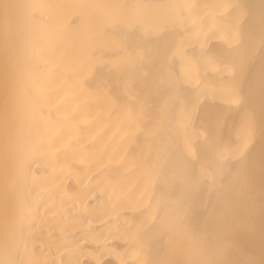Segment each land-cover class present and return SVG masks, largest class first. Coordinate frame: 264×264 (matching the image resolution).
<instances>
[{
	"label": "bare ground",
	"instance_id": "1",
	"mask_svg": "<svg viewBox=\"0 0 264 264\" xmlns=\"http://www.w3.org/2000/svg\"><path fill=\"white\" fill-rule=\"evenodd\" d=\"M21 4L82 3L99 0H19ZM150 4H164L170 0H140ZM182 2V0H181ZM195 3H216L220 0H189ZM252 6L257 21L260 0H243ZM20 18L29 15L28 9H19ZM37 15L46 24L22 28L19 33L18 52L10 59L3 45L4 21L0 19V130L5 127L19 129L20 152L35 148L46 151L49 160L36 158L31 162V175L44 176L47 182L27 183L21 175L15 189L6 190L4 172L8 157L0 152V236L3 235L10 207L18 200L22 213L26 203H39L46 222L40 225L28 242V253L23 257L40 261L79 260L80 264H119L130 258L129 246L122 230L117 228L118 218L137 216L134 204L116 206L120 188L131 186L128 175L129 161L137 159L144 148V137L133 133L127 111L116 106L127 104L131 110L143 103L146 115L142 125L152 128L162 118L159 105L165 94L153 79L137 78L132 65L124 66L112 51L105 48L108 57L121 63L119 71L104 67L102 72L82 54L101 46V40L92 26L95 10L63 8L42 9ZM194 17H206L201 33L184 40V55L170 60L171 70L179 74L177 88L182 96L195 102L192 110L194 123L219 121L223 143L235 139L232 126L238 119L228 107L229 74L223 71L221 57L227 55L228 36L217 31L207 17H215V9H194ZM180 30H169L152 38L156 49H171L181 39ZM254 39L257 51L248 59L241 51L231 55L245 61L248 71L243 90L249 97L254 112L256 139L251 153V165L246 176L238 175L239 164L229 162L227 174L220 187L210 189L207 183L192 191L189 211L184 219L187 234L202 244L209 256L221 254L230 260L264 259V171H262V145L260 127L264 122L261 80L264 61L259 51V26ZM139 43L138 33L128 37L129 48ZM37 65L44 72L41 86L44 90L43 106L35 113L29 111L21 94L12 95L17 78L21 88L27 83L29 70ZM145 68L151 72L150 58ZM134 82L135 96L125 95V83ZM97 88L101 91L97 92ZM102 93V94H101ZM18 111L19 120H9L10 112ZM179 108L164 119L165 133L172 129L177 144L182 136L175 124ZM50 142V143H49ZM161 143V139H157ZM231 242L233 247L225 248ZM186 243V242H185ZM176 260L190 257L184 248L169 250L161 243L153 245L151 255L163 258L165 254Z\"/></svg>",
	"mask_w": 264,
	"mask_h": 264
},
{
	"label": "snow or ice",
	"instance_id": "2",
	"mask_svg": "<svg viewBox=\"0 0 264 264\" xmlns=\"http://www.w3.org/2000/svg\"><path fill=\"white\" fill-rule=\"evenodd\" d=\"M260 14L254 15L252 6L243 0H220L216 3H195L189 0H170L164 4H150L140 0H99V2L82 3H44L35 2L21 4L19 0H0V19L4 21L3 45L10 59L15 60L18 52L19 33L22 28H33L46 24L43 17L37 15L42 9L78 8L95 10L99 15L92 19L95 33L101 40V46L82 55L87 57L101 72L104 67L119 71L121 63L110 58L105 53L109 49L123 62L124 66L132 65L137 70V78L152 77L155 87L159 88L165 98L159 105L158 113L161 120L152 128L142 125L146 115L143 103L136 97L137 104L131 110L127 104L116 106L127 111L132 124L130 131H143L137 135V140L143 135L144 148L139 158L129 161L128 175L134 179L131 186L120 188L116 206L134 204L138 215L118 218L117 228L122 230L128 243L130 258H122L119 264H264L252 259L230 260L221 258V254L209 256L202 244L193 241L187 234L184 219L189 211V197L192 191L202 183H207L210 189L220 187L227 174L229 162L235 160L239 164L238 175L246 176L251 165V153L256 139V123L254 112L249 107V97L244 92L242 84L248 71V65L231 55L241 51L251 59L257 51L254 31L259 26V51L264 61V0L259 3ZM28 9L29 15L20 18L16 15L19 9ZM215 9V17L211 19L217 31L228 36L227 55L221 57L222 69L229 74L231 87L228 90V107L238 119L232 126L235 139L223 143L220 138L221 125L215 123H194L192 110L195 102L181 95L177 88L179 74L171 70L170 60L184 55V40L199 35L206 17H194V9ZM180 30L177 34L181 39L171 49H156L152 38L165 32ZM138 33L139 43L129 48L128 37ZM150 58L152 70L145 68V60ZM45 73L37 65L29 70L27 83L19 86L17 78L12 95H23L29 111L35 113L43 106L44 90L41 81ZM135 84L126 80L125 95L134 97ZM101 90L97 88V92ZM262 109H264V77L261 80ZM102 94V93H101ZM179 108V118L175 131L182 136V144H177L172 129L165 133L164 119L173 109ZM9 120H19L18 111L10 112ZM260 138L264 145V122L260 127ZM161 139V143H157ZM50 143V142H49ZM0 152L9 160V166L4 172L6 190L17 187L22 175L27 183L29 177L33 184H44L47 178L31 175V162L42 159L49 160L46 151L35 148L21 155L19 129L5 127L0 130ZM262 171H264V152H262ZM17 200L9 209L3 235L0 236V264H56L55 260L40 261L23 257L28 253V242L40 225L46 222L40 211L39 203H26L21 213ZM186 242V243H185ZM163 243L167 249L184 248L192 257L184 260L170 258L166 253L163 258L153 257V245ZM231 242L225 248H231ZM61 264H80V261H61Z\"/></svg>",
	"mask_w": 264,
	"mask_h": 264
}]
</instances>
